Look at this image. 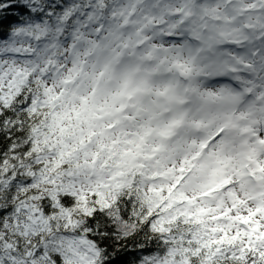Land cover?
Wrapping results in <instances>:
<instances>
[{
  "label": "snow or ice",
  "instance_id": "6c2138e0",
  "mask_svg": "<svg viewBox=\"0 0 264 264\" xmlns=\"http://www.w3.org/2000/svg\"><path fill=\"white\" fill-rule=\"evenodd\" d=\"M0 264H264V0H0Z\"/></svg>",
  "mask_w": 264,
  "mask_h": 264
}]
</instances>
